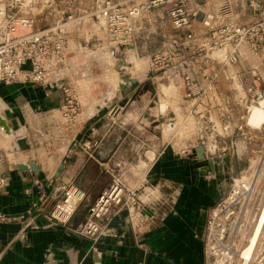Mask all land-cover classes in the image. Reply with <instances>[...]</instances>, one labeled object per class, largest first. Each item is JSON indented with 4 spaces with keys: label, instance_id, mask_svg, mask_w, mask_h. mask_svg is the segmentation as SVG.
Returning <instances> with one entry per match:
<instances>
[{
    "label": "crops",
    "instance_id": "0c3cea01",
    "mask_svg": "<svg viewBox=\"0 0 264 264\" xmlns=\"http://www.w3.org/2000/svg\"><path fill=\"white\" fill-rule=\"evenodd\" d=\"M193 28L200 31V23ZM241 66L248 72L247 64ZM224 69L220 78L241 70L239 65ZM149 75L117 91L101 90L99 104L84 103L89 113H81L76 127L67 131L55 127L62 105L59 89L0 84V128L7 132L0 137V264H206L205 228L224 195L219 181L224 170L210 157L212 171L204 172L192 157L156 143L148 128L135 132L147 125L137 112L155 104L152 91L141 87ZM111 93L116 95L109 99ZM125 108L131 112L122 115ZM146 119L155 122L151 114ZM118 162L138 169L126 185L142 208L121 210L109 223V234L93 242L75 228L108 188L109 171ZM28 164L36 170L19 168ZM68 182L84 191L85 200L68 224L52 226L44 215L54 206L53 190Z\"/></svg>",
    "mask_w": 264,
    "mask_h": 264
},
{
    "label": "built area",
    "instance_id": "2783aa9c",
    "mask_svg": "<svg viewBox=\"0 0 264 264\" xmlns=\"http://www.w3.org/2000/svg\"><path fill=\"white\" fill-rule=\"evenodd\" d=\"M13 1L20 7L12 4L0 7V84H30L59 89L62 93L60 112L69 123L63 131L70 130L77 123L74 110L83 107L82 95L90 96V92H84L90 91V88L86 90L85 84L90 82L88 78L92 72L104 69L106 48H129L131 38L125 39L124 35L132 32L143 14L151 9H163L174 31L183 33L171 39L179 42L177 46L190 40H206L212 50L223 46L221 54L214 57L213 54H204L196 59L200 61L199 66L206 67L199 70L204 79H215L220 73H225L224 68L245 61L239 53H235L232 46L234 40H256V46L264 45V0H131L125 5L103 0L98 10L94 11L96 15H93L88 0ZM19 10L24 15L18 17ZM237 11L250 12L252 20L242 24L235 22L233 14ZM199 18L200 21L197 20ZM195 21L200 23V31L193 28ZM93 30L96 34L92 33ZM96 61L102 63L96 64ZM93 63L96 65L93 66ZM180 66L179 71L172 75L188 77L183 63ZM217 66L220 70L215 69ZM149 71L151 76V71L155 70ZM245 73L256 75L249 70L243 75ZM164 74L171 76L170 73ZM119 86L123 88L124 85ZM197 92L201 95L196 101L203 107H242L246 113L251 103L258 104L264 100V93L252 86H244L242 96L232 101L224 100L215 85ZM244 118L247 122L246 116H235L229 112L222 122L238 123ZM6 133L0 128V137L4 138ZM90 148V145L85 146L87 151ZM125 167L121 163L110 169L108 188L88 208L87 217L75 228L78 234L97 242L109 234L108 225L121 210L128 213L140 211V200L134 191L127 188L126 179L118 174ZM52 195L54 206L44 215L52 226L68 224L85 200L84 191L72 182L55 188ZM33 208L36 210V207ZM215 217L214 214L210 219Z\"/></svg>",
    "mask_w": 264,
    "mask_h": 264
},
{
    "label": "rangeland",
    "instance_id": "374dc122",
    "mask_svg": "<svg viewBox=\"0 0 264 264\" xmlns=\"http://www.w3.org/2000/svg\"><path fill=\"white\" fill-rule=\"evenodd\" d=\"M102 1L88 0L93 15H96L94 11L98 10ZM113 1L124 3V5L131 2V0ZM10 4L20 7L13 0H0V7L1 5L8 7ZM22 15L24 12L19 10L17 16ZM233 16L236 19L235 22L241 24L249 19L248 14L241 11L235 12ZM140 19L137 27L132 32L126 31L127 34L124 35L125 39L131 38L129 48L119 50L106 48L107 56H105L102 70L104 72L102 73L99 69L92 72L88 78L90 82L85 84L86 90L90 88V91L84 93L90 92L92 99L80 93L83 97H81V104L82 106L84 103L99 104L101 90L107 88L120 90L122 88L120 84L136 83L135 79L141 80L146 72L155 70L151 71L152 75L141 83V87L152 91L155 104H152L151 110H146L145 113L141 110L137 112L139 120L147 125L140 124V131L135 130V132H143V130L145 132L148 128L150 133L154 134L156 143L168 146L172 152L183 156L182 158L190 156L196 162L210 157L220 160L224 173L219 176V181L222 182L224 195H221V200L208 215L210 224L207 221L205 228L206 264H242L244 260H241L240 255L248 245V238L264 204V123L252 126L246 124L245 118L238 123L228 124L226 120L222 122L223 117L229 112L235 116L241 114L248 117L250 107L256 105L255 103L250 104L246 113V109L234 106L232 108L220 106L214 109L202 108L196 100L201 95L197 91L204 88L203 85L218 86L223 93V99L229 101L242 96L244 86L258 88L264 93V45L256 46L258 44L256 40H234L232 46L236 50L235 53H239L246 59L241 64H236L241 69L238 72L239 75L204 79L199 75V70L206 67L199 66L200 61L196 59L204 54H213V57L221 54L223 46L212 50V46H208L206 40H190L182 46H177L179 42L171 39L183 33L174 31L163 9H151ZM197 20L200 21V18ZM95 32L96 30L92 31L93 34H96ZM95 63L93 66L96 65ZM182 63L184 69L188 70V77L179 78L172 75L179 71ZM132 64L141 69V72H135L136 69L132 67ZM242 64H247L246 68L254 71L256 75H243ZM165 72L170 73L171 76L165 75ZM125 79H129L128 82ZM82 84L84 85V82H81ZM115 95L116 93H111L108 98L111 99ZM86 111L83 107L74 110L77 122L80 117L82 119L81 113H89V109ZM91 111H94V108ZM128 112H131L129 108H125L122 115ZM146 114L154 116L155 122L148 124ZM54 120L58 122L56 128L64 129L69 126L61 112L54 115ZM199 148L202 150L201 153L198 152ZM188 150L189 153H186ZM210 160L212 163V159ZM131 166L133 169L125 167L119 171L121 178L127 179L130 173H137L138 169L134 168V164ZM214 214L215 219H210ZM246 264H264V225L256 246L251 252L250 261L248 260Z\"/></svg>",
    "mask_w": 264,
    "mask_h": 264
},
{
    "label": "bare ground",
    "instance_id": "6f19581e",
    "mask_svg": "<svg viewBox=\"0 0 264 264\" xmlns=\"http://www.w3.org/2000/svg\"><path fill=\"white\" fill-rule=\"evenodd\" d=\"M129 59H132V58H129ZM137 64L138 63H136V65ZM136 65L132 66L134 69H136L135 72H141V69L137 68ZM129 68H130V66H129ZM145 70H147V69H145ZM114 71H116V69H114ZM108 73H111V72H108ZM134 74L135 73H133V75ZM108 75H110V74H108ZM113 75H115V74H113ZM135 75L137 76V74H135ZM108 77H110V76H108ZM111 84H113V83H111ZM115 85H116V82H115ZM168 91H169V89H168ZM171 91H172V89H171ZM175 91H176V89H175ZM173 93H174V91H173ZM174 98H175V94H174ZM262 123H264V100H261L258 104L250 107V111H249V114H248V117H247V122H246V124H250L252 126H259ZM263 225H264V204H263L262 210L260 212V215L258 217V221H257L252 233L250 234V236L248 238V245L245 246V248L243 249V251H242V253L240 255V257L242 258L241 260H244V262H242V264H246L248 260L250 261L251 252L253 251V249L256 246V243H257L258 237H259V235H260V233L262 231Z\"/></svg>",
    "mask_w": 264,
    "mask_h": 264
},
{
    "label": "water",
    "instance_id": "95a60500",
    "mask_svg": "<svg viewBox=\"0 0 264 264\" xmlns=\"http://www.w3.org/2000/svg\"><path fill=\"white\" fill-rule=\"evenodd\" d=\"M125 80L128 81L129 79H125ZM130 81H132V80H130ZM198 152L199 153L202 152L201 148L198 149ZM225 155H227V153ZM210 166H211L210 160L200 159L199 161H197L195 163V168H198V169L203 168L204 172L212 171ZM19 168H21L22 170H27V169L36 170L35 165H33V164L20 165Z\"/></svg>",
    "mask_w": 264,
    "mask_h": 264
}]
</instances>
